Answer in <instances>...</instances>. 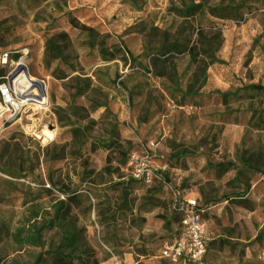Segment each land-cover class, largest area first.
<instances>
[{"label":"rangeland","instance_id":"obj_1","mask_svg":"<svg viewBox=\"0 0 264 264\" xmlns=\"http://www.w3.org/2000/svg\"><path fill=\"white\" fill-rule=\"evenodd\" d=\"M186 6L196 13L180 17ZM200 27L213 33L198 56L180 53ZM52 33L66 49L48 64ZM4 52L28 53L49 107L0 122V264L35 260L41 248L14 236L62 191L80 195L100 264H170L158 259L178 229L169 183L210 207L208 264H264V0H0ZM12 68L0 62V77ZM147 145L167 166L149 183L127 169Z\"/></svg>","mask_w":264,"mask_h":264},{"label":"built area","instance_id":"obj_2","mask_svg":"<svg viewBox=\"0 0 264 264\" xmlns=\"http://www.w3.org/2000/svg\"><path fill=\"white\" fill-rule=\"evenodd\" d=\"M13 54L4 52L0 60L2 65L13 64L12 70L0 77V106L6 118L17 116L23 109L42 108L49 103L47 82L18 70L19 63L27 59L28 53L24 52L17 60H14ZM127 169L133 180L149 183L159 178L167 166L155 157L153 145H147L130 152ZM168 186L172 194L171 204L178 218V229L173 238L162 242L158 259L170 264H208L212 234L210 207L172 183Z\"/></svg>","mask_w":264,"mask_h":264},{"label":"trees","instance_id":"obj_3","mask_svg":"<svg viewBox=\"0 0 264 264\" xmlns=\"http://www.w3.org/2000/svg\"><path fill=\"white\" fill-rule=\"evenodd\" d=\"M195 7L192 9L186 6L183 10H178L179 16L185 18L193 16L197 11ZM72 24L82 31L87 29L78 21L72 20ZM210 33H213L211 29L200 27L197 32V39L192 46H188L186 50L180 51L177 48L176 50L180 53L185 51L192 57L198 56L201 38ZM58 37L63 36L52 33L45 38L44 60L48 64H51L56 58H64L66 46L58 43ZM181 47L182 45H180ZM255 87L257 86H251L253 89ZM62 193L65 195V199H59L53 204L52 212L47 213L48 218H44L41 224H24L22 228L17 230L14 236L15 241L23 245L41 248L31 264H100L95 250L87 240L83 229L78 227L74 215L75 208L79 207L80 195L76 194V191H62ZM123 208L120 207V209ZM48 232H55L58 240L56 242L51 240L46 248L45 236ZM44 247L46 249H42Z\"/></svg>","mask_w":264,"mask_h":264},{"label":"bare ground","instance_id":"obj_4","mask_svg":"<svg viewBox=\"0 0 264 264\" xmlns=\"http://www.w3.org/2000/svg\"><path fill=\"white\" fill-rule=\"evenodd\" d=\"M27 59H23L19 64H20V67H19V69L18 70H21V71H24L26 74H29V75H31L32 76V74H31V72H30V70H29V67L25 64V61H26ZM27 63H28V61H27ZM33 77V76H32ZM48 107L49 106H46V107H43L42 109H45V110H48ZM3 114H4V109L0 106V122H1V119H2V117H3ZM0 126H1V124H0ZM47 134H49V133H47ZM50 135V134H49ZM53 135H51V137H52Z\"/></svg>","mask_w":264,"mask_h":264},{"label":"water","instance_id":"obj_5","mask_svg":"<svg viewBox=\"0 0 264 264\" xmlns=\"http://www.w3.org/2000/svg\"><path fill=\"white\" fill-rule=\"evenodd\" d=\"M124 195H125V199H126V197H127V195H128V192L125 191V192H124Z\"/></svg>","mask_w":264,"mask_h":264}]
</instances>
